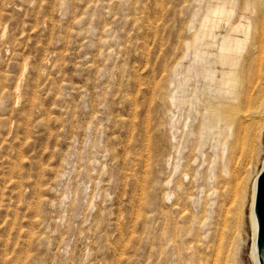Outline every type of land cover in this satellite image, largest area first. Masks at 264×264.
Returning <instances> with one entry per match:
<instances>
[{"label":"rangeland","instance_id":"rangeland-1","mask_svg":"<svg viewBox=\"0 0 264 264\" xmlns=\"http://www.w3.org/2000/svg\"><path fill=\"white\" fill-rule=\"evenodd\" d=\"M206 3L0 0V264H254L264 97L203 133Z\"/></svg>","mask_w":264,"mask_h":264},{"label":"bare ground","instance_id":"bare-ground-1","mask_svg":"<svg viewBox=\"0 0 264 264\" xmlns=\"http://www.w3.org/2000/svg\"><path fill=\"white\" fill-rule=\"evenodd\" d=\"M188 41L198 74L207 80L208 88L217 97L227 95L236 102L228 106L227 114L218 110L204 119L203 133L217 142L230 119H239L243 110L260 105L264 97V0H207L203 15L192 24ZM183 89L179 85L180 99ZM256 177L249 203L254 264H258L252 213Z\"/></svg>","mask_w":264,"mask_h":264},{"label":"water","instance_id":"water-1","mask_svg":"<svg viewBox=\"0 0 264 264\" xmlns=\"http://www.w3.org/2000/svg\"><path fill=\"white\" fill-rule=\"evenodd\" d=\"M252 213L256 224L255 252L258 264H264V162L255 179Z\"/></svg>","mask_w":264,"mask_h":264}]
</instances>
